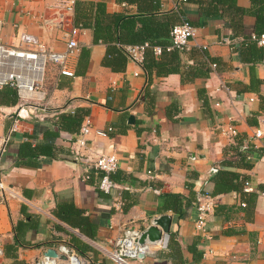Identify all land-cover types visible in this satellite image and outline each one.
Instances as JSON below:
<instances>
[{"label": "crops", "instance_id": "obj_1", "mask_svg": "<svg viewBox=\"0 0 264 264\" xmlns=\"http://www.w3.org/2000/svg\"><path fill=\"white\" fill-rule=\"evenodd\" d=\"M60 1L0 0V40L9 46H17L25 34L62 51L70 29L81 28L79 51L69 65L74 78L47 64L42 86L47 115L19 120L12 132L19 102L0 103V139L9 137L0 155V264H31L67 241L95 264H113L105 251L123 230L149 226L160 216L171 218L169 233L131 264H264V139L253 138L250 123L264 125V114L253 117L259 96L264 97V58L251 67L239 54L243 37L254 33L256 25L250 0H233L230 9L211 0L184 5L181 0H81L69 14ZM197 3L215 12L204 13ZM112 17L119 19L114 26ZM138 19H145V25L122 29L129 44L147 36L144 28L167 30L182 21L195 28V37L187 51L148 53L147 63L158 64L150 71L126 57L122 70L102 65L108 44L93 41L95 22L117 35L122 22ZM256 46L264 56V46ZM84 51L87 58H82ZM59 110L90 123L88 148L115 153L118 169L111 179L116 188L109 194L98 190L100 175L86 170L85 158L74 163L69 157L80 127L53 136L59 115L54 121L50 113ZM223 125L235 126L237 135H221ZM107 128L112 132L98 134ZM232 140L243 143L252 168L217 164ZM21 145L27 149L20 159ZM49 145L53 156L41 152ZM37 149L41 154L35 155ZM218 169L247 178L248 187L242 185L246 204L241 206L242 197L233 191L213 196L215 207L202 235L195 206L178 216L164 209L162 194L211 193L210 179ZM170 237L180 245L175 256L181 263L160 255ZM192 250L201 254L198 261Z\"/></svg>", "mask_w": 264, "mask_h": 264}, {"label": "built area", "instance_id": "obj_2", "mask_svg": "<svg viewBox=\"0 0 264 264\" xmlns=\"http://www.w3.org/2000/svg\"><path fill=\"white\" fill-rule=\"evenodd\" d=\"M81 0H61L59 7L64 13H72L77 3ZM2 19L0 18V32L2 28ZM80 27H72L67 33V44L62 51H55L49 47L42 46L35 38L22 34L19 36L17 46H9L0 40V89L4 87L13 88L19 98L17 110L13 116L11 131L15 132L19 120L41 118L48 114L49 106L43 97V82L47 64H54L59 68V74L64 77L74 78V73L70 68V61L77 56L79 46L77 37L80 35ZM195 28L187 22L175 25L170 30V45L166 51L178 50L187 51L190 48V42L195 37ZM251 39L256 41L257 45H264V34L259 36L252 35ZM117 48L123 53L127 60L142 69L146 50L150 48L149 43L139 45L116 44ZM154 55L161 54L162 49L158 46L152 48ZM215 68V64L211 65ZM136 75V74H135ZM226 92L230 93L228 88ZM63 113L62 110L57 113H50V118H57ZM221 135L234 138L237 135V129L233 125H223L218 127ZM92 131L90 123L83 119L78 132L73 136L70 144L69 157L74 163L83 162L86 170H92L98 173L99 180L97 188L99 191L109 194L116 188L111 179V175L118 169V159L113 150L98 152L88 148L87 137ZM112 132V128H107V135ZM264 137V130H254L253 138L261 139ZM9 137L0 139V155L5 151ZM113 149V148H112ZM248 187V183H244ZM242 206L244 204H241ZM215 207L214 197L206 194L197 197V219L196 229L202 234H206V222ZM142 232L138 228L127 227L123 230L109 251H105L107 258L113 264H131L140 260V254L145 255L149 250V244L140 246L138 240ZM57 257L53 259L54 263L48 262L50 258L33 261L31 264H95L89 255L82 253L71 243L64 242L58 248H53ZM60 257H63L61 259Z\"/></svg>", "mask_w": 264, "mask_h": 264}, {"label": "trees", "instance_id": "obj_3", "mask_svg": "<svg viewBox=\"0 0 264 264\" xmlns=\"http://www.w3.org/2000/svg\"><path fill=\"white\" fill-rule=\"evenodd\" d=\"M214 1V3H219L223 7H227L230 9L233 7V0H211ZM189 0H181V3L187 4L189 3ZM251 2V9L250 13L256 20V25L254 29V33H252L248 37H243L241 43H240V57L241 60L245 63L251 62V67L254 66L255 62L262 61L264 56H262V50L258 48L256 45V41H253L251 39L252 35L259 36L264 31V0H250ZM197 7L199 10L203 11L204 13H207L209 11L215 12V10H203L200 3H197ZM97 11L100 16H103V9L101 5H97ZM117 17H112L111 21L113 22V26L118 22ZM145 19H138L137 21H126L122 22L119 28V33L117 35L114 34V30L111 28H103L99 25V23L96 21L93 28V38L94 42H102L108 44L106 55L102 61V65L105 67H108L112 70H122L124 69L125 65V56L123 53L117 48L116 44H125V45H139L143 43H149L150 48L146 50L145 53V59H144V67L146 70H151L153 67H158V64L155 62H151L149 65L147 63V54L151 53L153 57H155L152 48L155 46H158L162 49L161 54H164L166 52H179L178 50L174 49L171 51H166V47L170 45V30L173 26H170L167 30H148L146 29L147 36L142 37L141 40L137 42V44H129L126 39L123 38L122 35V29L126 28L127 26H135L138 24L144 26L145 25ZM187 22L188 21H182ZM148 22V24H150ZM140 24V25H139ZM191 25V24H190ZM192 26V25H191ZM154 33V36L151 37V34ZM142 34L136 35L140 36ZM160 38V39H159ZM264 46V45H263ZM82 58H87V52L84 51L81 53ZM213 61V59H211ZM247 60V61H246ZM215 64V67L217 66L216 62L213 61ZM212 62V63H213ZM208 70V68L206 69ZM19 102V98L17 96L16 91L13 88L10 87H4L0 89V103L3 105H14ZM264 114V97L259 96V111L253 115L254 118H257ZM83 120L78 115H69V114H61L59 115L58 119V131L57 133L53 134V136L61 137L63 136V128L69 129L70 127H80ZM251 124H254L252 129L254 130H264V125L258 124L257 120L256 122L251 121ZM70 128V129H72ZM79 130V129H78ZM77 133V132H75ZM264 139V137H263ZM243 143L239 140L233 141L232 143L224 150V155L222 159L217 163L221 167H229L233 166L235 168H252V163L248 160L247 155L244 153ZM26 149L27 145H21L19 156L18 158H22L26 156ZM246 151H249L248 149H245ZM47 156H53L54 148L52 145L47 146L44 150L41 151ZM264 152V151H263ZM40 153L39 149L36 150L35 155H38ZM33 154V153H31ZM41 154V153H40ZM34 155V154H33ZM210 182L213 183L214 188L213 192H205L206 190H201L198 195L206 194L210 196H216L217 194H227L229 192H236L242 197V200H240L241 204H244L245 206V200L243 197H245L247 193H243L242 191V185L247 182V178L244 176L239 175L235 171H225L218 169L217 174L210 179ZM195 194L190 193V195L187 198H184L182 195L179 194H172V193H163L162 197L164 199V209L170 210L174 213H176L178 216H181L183 214L184 208L195 206V209L197 211V197ZM240 204V205H241ZM242 206V205H241ZM164 252L160 253L161 256L169 258L171 261H176L178 263H181L180 258H176V252L179 256L180 253V245L177 241L173 239V237H170L167 243L166 248L163 250ZM165 251H170L169 253H166ZM192 253L198 261L200 259L201 254H196L195 251L192 250Z\"/></svg>", "mask_w": 264, "mask_h": 264}, {"label": "water", "instance_id": "obj_4", "mask_svg": "<svg viewBox=\"0 0 264 264\" xmlns=\"http://www.w3.org/2000/svg\"><path fill=\"white\" fill-rule=\"evenodd\" d=\"M128 122L133 124V117L129 116ZM213 172V169L212 171ZM171 218L169 216H160L157 219H153L149 226H143L139 230L142 232L138 244L143 246L145 244H156L161 241L162 234H168L170 230ZM45 256L50 258L48 262L54 263L53 259L57 257L54 249H48L45 253ZM140 259L144 255L140 254L138 256ZM63 259V257H60Z\"/></svg>", "mask_w": 264, "mask_h": 264}]
</instances>
